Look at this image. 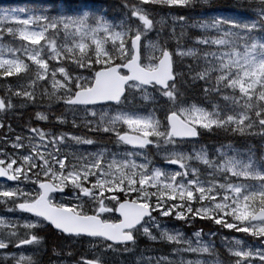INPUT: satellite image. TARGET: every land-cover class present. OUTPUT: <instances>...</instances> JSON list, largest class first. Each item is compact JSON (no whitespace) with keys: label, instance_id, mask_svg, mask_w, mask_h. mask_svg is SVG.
Segmentation results:
<instances>
[{"label":"snow or ice","instance_id":"snow-or-ice-1","mask_svg":"<svg viewBox=\"0 0 264 264\" xmlns=\"http://www.w3.org/2000/svg\"><path fill=\"white\" fill-rule=\"evenodd\" d=\"M149 4L159 11L144 7ZM119 7L127 21L109 22L87 8L73 14L52 7L39 13L0 7V39L21 42L6 49L8 58L0 55V77L18 78L14 87L5 81L0 113L32 108L21 133L4 141L25 150L0 149V177L15 182L0 184V204L10 203L8 212L30 214L0 219V250L37 246L28 256L6 252L4 261L119 264L98 257L45 262L33 256L45 251L72 256L75 245L97 243L105 253L129 252L141 234L178 245L172 255L200 257L212 251L200 242L207 225L196 227L207 221L260 240L261 246L253 247L230 238L227 250L236 259L228 264H264V0L232 5L234 15H216L212 0H122ZM197 7L200 18L185 14ZM167 19L172 25L163 34ZM186 27L201 33L191 37L192 45L204 47L181 46ZM181 57L198 63L181 69L176 66ZM188 90L210 107L190 103ZM12 96L23 100L17 105ZM66 124L85 133L60 131ZM6 131H12L10 125ZM206 132L257 136L260 156L251 145L245 155L231 144L209 155L197 147ZM107 140L131 147L109 152ZM158 217L192 226L196 244L178 228L160 230ZM20 228L27 230L23 237ZM215 234L209 228L208 235ZM155 264L206 262L182 255L176 261L161 253Z\"/></svg>","mask_w":264,"mask_h":264},{"label":"rangeland","instance_id":"rangeland-1","mask_svg":"<svg viewBox=\"0 0 264 264\" xmlns=\"http://www.w3.org/2000/svg\"><path fill=\"white\" fill-rule=\"evenodd\" d=\"M90 0H87L84 3L85 8H87L88 2ZM102 1V0H101ZM217 1L219 0H212L213 4L216 5ZM221 1V0H220ZM237 2L243 3V1L246 0H235ZM114 8H116V13H119L122 15L121 19H125L127 21V18L124 16V12L123 10L119 7L120 3L122 2V0H114ZM52 5V4H49ZM0 7H23L26 10H34L37 13H39V11L41 9H43V7H33V6H25L21 1L19 0H0ZM145 8H155L157 9V11H159V9L157 8V6L155 5H144ZM66 9H68L66 7ZM53 10H62V11H66L65 7H64V2H59L57 4V6L55 8H53ZM199 7H197L194 10H185V14L188 15L190 18L192 19H196V18H200L199 17ZM214 12L216 15H234L236 11H232L228 8H223L222 4L219 5L218 7H215ZM163 15V13H159V15L154 16V19H159L160 16ZM121 19H118L119 23ZM131 23H136L135 20L130 21ZM187 23H191V19L187 22ZM172 25V20L171 19H167L166 23H165V27H164V32L163 34H167L168 28L169 26ZM159 27V26H158ZM180 27L179 23H177L176 28ZM190 30V31H197L195 29L192 28H187L186 27V31ZM149 39L151 40H155V32H150L148 34ZM10 38H8L7 36H5L4 38L0 39V48H4L5 50L0 53V55H3L5 58L9 57V53L7 52V48L8 47H13L12 43H15V46H18L21 42L18 40V38L12 42L9 43ZM143 39V38H142ZM160 43H162L163 41H159ZM174 41L170 40L168 41V45L169 48H174L175 47V43H173ZM26 43V42H24ZM43 43V42H42ZM188 46H194V47H198V48H202L204 46H198V45H192V40L188 41ZM188 46H184V47H188ZM174 60H176V57H173ZM187 58L189 57H181L179 58V64L181 63L182 60H187ZM186 98V97H185ZM12 99V98H11ZM12 101H14L12 99ZM16 111V110H15ZM10 112L7 115H4L3 113H0V121L3 122V124L5 125V127H0V149H5L9 152L11 151H24L25 149H19V150H14L11 148V144L8 143L7 145H5V139H7L8 141H11V139L13 138V136L15 134H20L21 130L26 126V124H24L23 122H21V124L19 123H13L10 120L17 118L18 115L14 114V112ZM147 111V109L141 108V111H139L141 114H145ZM70 116V114H69ZM39 124H42V122H39ZM11 126L12 131H6V127L7 126ZM60 131H65V132H69V133H85V129L83 128H74L71 126V124H66L62 127H60L59 129ZM131 133V132H129ZM207 133V132H206ZM26 134V133H24ZM238 136V135H237ZM251 138H247V137H243V138H239V140H235L234 141H229V142H216L214 144V146H212V149L210 150V147L208 144L202 143V141H200V144L197 145V147H200L201 145L207 149L208 154L211 155L214 150L217 147H220L222 144L226 145V144H231L233 148L239 150L241 153L243 154H250L247 153V147L249 145L253 146V150L255 152V156L258 159L260 156V139L257 136H250ZM245 143V144H244ZM107 144V149L109 152H123L124 148L126 147L123 144H117L115 143L113 140H107L106 141ZM82 147H87V146H82ZM186 150L188 151H192L190 146H186ZM225 150V149H222ZM153 159L156 161L157 164L164 166L163 161L160 160L159 157H153ZM137 162H139V160H137ZM167 167H174V166H167ZM5 182H1L0 184H3ZM7 184V183H6ZM7 185H11V184H7ZM6 207H11V204L9 203L8 205L5 204H0V219H8L11 218L13 220L17 219V217H12V215L14 214V212H8L6 211ZM155 215V213H154ZM159 221V226H160V230H163L165 228L167 229H172V228H178L180 229V231L184 234L185 238H190L192 240L193 245L196 244V237H194L192 235L193 231L195 230L192 226L189 225H182L181 222H176L173 221L171 218H165V217H158L157 218ZM23 220V219H20ZM202 225H207V227L203 228V233L202 236L200 238V242L201 243H207L209 244V246L211 247L212 251L209 254H204L203 256L200 257H196L193 256L192 254L189 253H183V254H175L172 255L170 253V250L176 247H179L178 245L172 244V243H161V242H152L149 241L147 239V237H145L144 235H139L137 237V241H136V245L133 251H129V252H124V251H118V252H103V245L97 243L96 245H89V247H85L86 249H89L90 251H92V253L94 254V257H98L102 260H106V261H112V260H118L119 264H137V261H139V264H146V261L148 260V258L152 259V264H155V259L159 256V254L161 253H167L169 259H174L176 261H179V259L181 258V255L183 256L184 259H202L206 262V264H209V262L214 261L216 259H219L221 261L224 262V264H228L229 261L235 260L236 258L231 256L227 250V246L229 244V240L230 238H240L245 240L247 243L252 244L253 247H259L260 245V240L259 239H253L251 236H248L245 233H237L234 231H228L226 229H220L219 226L211 224L207 221L204 222H197L196 227H201ZM149 231L152 232V234L154 235H158V230L156 228V226L149 224L148 225ZM209 228L212 229L213 232H215V235H208V230ZM1 233L4 231L3 229H0ZM19 232L20 236H24L25 232L27 230H24L23 228H20L17 230ZM50 241H48V247L50 246ZM46 243H44V247L47 248ZM79 244L74 246L75 251L73 252L72 256H65V255H61L58 257V259H65V260H70L72 257L76 256L77 258H79V253L78 250H76V247ZM143 245H147V246H143ZM149 245H155L157 246V248H153L155 250V254L154 252H151V247H149ZM19 255V254H17ZM27 256V255H25ZM53 257H56L53 255ZM57 258V257H56ZM88 259V258H87ZM0 261L3 262V264H10L8 261L5 262L4 261V254H0ZM12 264V262H11Z\"/></svg>","mask_w":264,"mask_h":264},{"label":"trees","instance_id":"trees-1","mask_svg":"<svg viewBox=\"0 0 264 264\" xmlns=\"http://www.w3.org/2000/svg\"><path fill=\"white\" fill-rule=\"evenodd\" d=\"M62 1V0H61ZM59 0H27V1H22V3L25 4V6H33L35 8L37 7H52L55 8L57 6V4L59 2H61ZM87 0H63L62 2H64V7L66 11H70L73 14L76 13L77 11L81 10L82 8H85L84 3ZM114 0H90L88 2L87 5V9L93 12H97L98 14H103L105 16V18L109 21V22H118V19H121L122 15L119 13H116V8H114ZM240 2H237L235 0H219L217 1L215 7H218L219 5L222 4L223 8H228L232 11H237L234 8H231L230 6L238 4ZM243 3H246V1H243ZM52 4V5H49ZM66 7L68 9H66ZM55 11V10H54ZM185 32L187 33V36L182 40L181 42V46H188V41L191 40V37L193 36H198L201 33L199 31H190L185 28ZM176 33L177 35H179L180 33V27L176 28ZM175 43V41L173 42ZM12 46H15V43H12ZM198 63V61H194L192 58H187V60H182L180 64L176 65L177 67H180L181 69H184L185 65H192L193 67L196 66V64ZM17 77L16 76H12V77H0V98H6L5 97V81H9L12 82L13 87L15 86V82L17 81ZM50 90V89H49ZM14 101L13 103L19 105L23 98L20 97H15L12 96L11 97ZM186 99L189 100V102H198L201 103L203 106L205 107H210V105L208 104L207 100H204L202 98H198V97H194L193 93L191 90H188V92L186 93ZM38 103L41 104H47V101H39ZM220 103H223L222 101H220ZM60 105L59 104H53V108H59ZM32 111L31 106L29 107H25V108H19L17 109L14 114H17L18 117L11 119L10 121L13 123H19L21 124V122H23L25 124L26 121H28V116L29 113ZM138 111H141V109H138ZM34 124H38L39 122L33 120L31 121ZM239 138H243L244 136H237L234 134H227L225 135L224 133L220 132V133H216V132H207L205 133V135L200 139V141H202V143L208 144L210 147V150L212 149V146H214V144L216 142H229V141H234L235 140H239ZM247 138H251L250 136H246ZM245 144V143H244ZM143 246H147V245H143ZM85 247H89V245H78L76 247V250H78L79 253V258L83 257V258H88V259H93L94 258V254L92 253V251H90L89 249H86ZM149 247H151V252H154L155 254V250L153 248H157V246L155 245H149ZM165 254V253H164ZM160 255V254H159ZM167 255V253L165 254ZM78 259L76 256L72 257L69 261L72 260H76ZM65 260V259H62Z\"/></svg>","mask_w":264,"mask_h":264},{"label":"flooded vegetation","instance_id":"flooded-vegetation-1","mask_svg":"<svg viewBox=\"0 0 264 264\" xmlns=\"http://www.w3.org/2000/svg\"><path fill=\"white\" fill-rule=\"evenodd\" d=\"M76 134H78V133H76ZM12 217H17L18 219H24V218L29 217V215L20 213L19 211L16 210V212H14ZM0 233H1V231H0ZM41 235H43V233H41ZM48 241L49 240L47 239V237H45L44 243H46V245L48 244ZM47 247H48V245H47ZM36 248H37V246H35V245H24V246H21L18 248H13L10 245L8 249L1 251L0 254H5L6 252H15V253L19 254L20 252H23L24 255L28 256V255H32L33 252L36 250ZM56 257H53V255H51L49 252L45 251V254L43 256L34 255L33 259H41L45 262H47L49 260H51V261L62 260V259H58V257L57 258ZM8 262L11 264V262H12L11 259H9ZM0 264H3V262L0 261Z\"/></svg>","mask_w":264,"mask_h":264},{"label":"water","instance_id":"water-1","mask_svg":"<svg viewBox=\"0 0 264 264\" xmlns=\"http://www.w3.org/2000/svg\"><path fill=\"white\" fill-rule=\"evenodd\" d=\"M129 134H131V133H129ZM129 147H131V146H129ZM0 181H3V182H7V183H10V184H14L15 182H13V181H5V179L4 178H2V177H0ZM26 214V213H25ZM30 215V214H29ZM0 251H3V250H0Z\"/></svg>","mask_w":264,"mask_h":264}]
</instances>
